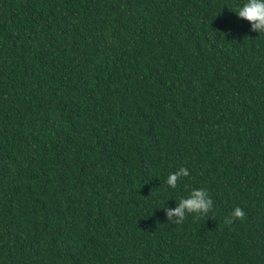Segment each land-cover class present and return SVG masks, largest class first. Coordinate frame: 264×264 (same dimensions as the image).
Here are the masks:
<instances>
[{
	"label": "trees",
	"instance_id": "16d2710c",
	"mask_svg": "<svg viewBox=\"0 0 264 264\" xmlns=\"http://www.w3.org/2000/svg\"><path fill=\"white\" fill-rule=\"evenodd\" d=\"M246 2L0 0V264H264ZM199 189L212 209L170 222Z\"/></svg>",
	"mask_w": 264,
	"mask_h": 264
},
{
	"label": "clouds",
	"instance_id": "9594fccd",
	"mask_svg": "<svg viewBox=\"0 0 264 264\" xmlns=\"http://www.w3.org/2000/svg\"><path fill=\"white\" fill-rule=\"evenodd\" d=\"M238 15L253 24L254 29H260L264 32V0H247V2L238 9ZM189 175L187 168H180L179 172H174L169 175L167 179V184L175 188L177 186V181L180 177H185ZM213 206V201L209 197L208 193L199 189L192 192L191 198H184L180 200L179 206L177 208L168 209L167 216L170 222L181 223L186 217V213H196V214H207ZM232 215V219H226V223L231 224L234 219L243 220L246 213L237 206ZM179 217L178 220L172 221V217Z\"/></svg>",
	"mask_w": 264,
	"mask_h": 264
}]
</instances>
